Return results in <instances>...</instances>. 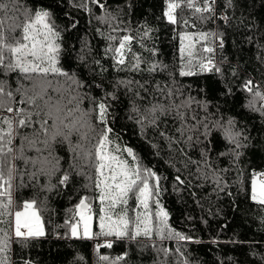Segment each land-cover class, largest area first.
<instances>
[{
  "label": "trees",
  "instance_id": "trees-1",
  "mask_svg": "<svg viewBox=\"0 0 264 264\" xmlns=\"http://www.w3.org/2000/svg\"><path fill=\"white\" fill-rule=\"evenodd\" d=\"M81 2L4 0L8 4L7 13L0 11L5 29L13 19L32 18L34 10L48 11L50 23L60 33L56 41L60 45L57 66L81 84L72 91L67 77L49 74L48 79L54 88H60L59 92L49 89L43 99H37L36 106L16 103L14 107L39 111V118H44L49 104H56L62 109L58 115L64 123L84 124V127L77 124L79 133L74 131L70 137L73 146L79 145L80 159L74 161L72 147L67 142L54 144L61 170L51 176L38 175L34 180L23 173L26 167L28 172L35 169L21 160L12 161L11 157L19 153L20 136L37 139L34 132L39 125L19 129L13 139V152L7 155L5 169L9 162L16 166L12 181L15 206L0 224V228L10 233L11 249L7 255L12 264L25 261L28 264H264V206L250 198L253 173L264 172V113L259 110L264 100L254 96L256 91L264 93V0H216L213 11L202 14L184 6L173 13L176 24L164 15L167 4L173 0H101L106 9L89 3L90 11L79 7ZM196 6L203 7L202 0H197ZM106 12L115 19L108 23L98 19L105 17ZM201 15L207 19L201 20ZM201 31L215 35L196 45V59L209 55L202 51V45L207 43L214 49L213 62L220 72H200L196 68L195 74L181 76L180 36ZM123 35L133 37L131 51L126 49L125 64L117 65L113 53L106 50L110 46L118 47ZM109 36L117 40L111 41ZM134 57L140 58L138 71L130 70ZM186 61L185 54L183 62ZM153 65L167 67L150 73L148 69ZM17 75L0 71V79H7L13 89L18 86ZM248 80L252 81V92L243 87ZM128 81L136 83L126 86ZM23 84L31 87L27 80ZM158 86L165 93L169 87H178L182 95H177V103L188 97L201 102L202 106L193 102L186 110V127L196 125L197 120L210 126L217 120L235 121V130L241 132V147L228 144L214 128L205 135L203 125L181 137L177 131L180 122L172 115L160 116L155 125L142 120L157 102L171 103V98L161 95ZM49 96L52 100L46 104ZM98 103H104L107 108L104 123L99 120ZM253 105L258 110L254 111ZM106 128L111 129L106 146L113 150L112 155L127 161L130 167L155 173V177L149 178L150 188L154 190L149 198V212L154 215L158 203L168 214V226L189 239L179 241L173 236L160 240L153 235L151 239L141 236L130 240L95 235L100 232L99 218L103 214L100 209L107 202L102 205L98 198L95 170L88 167L92 157L87 154L94 150ZM39 139L44 136L41 134ZM24 152L28 157L39 155L26 145ZM74 163L77 168L71 167ZM66 171L71 173V179L67 185H60L59 179ZM77 171L85 175H78ZM88 176L93 177L91 183ZM86 184L89 187H84ZM83 197L91 204L93 236L76 239L70 235V225L78 222L74 210ZM31 199L37 201L41 210L45 235L17 238L13 234L14 211L24 200ZM137 205L132 196L128 205H117L115 211L119 213L125 207L135 209L129 212L134 217L136 212L144 211ZM108 243L112 246L107 247ZM163 249L168 250L167 254ZM101 256L108 259L101 260Z\"/></svg>",
  "mask_w": 264,
  "mask_h": 264
},
{
  "label": "snow or ice",
  "instance_id": "snow-or-ice-1",
  "mask_svg": "<svg viewBox=\"0 0 264 264\" xmlns=\"http://www.w3.org/2000/svg\"><path fill=\"white\" fill-rule=\"evenodd\" d=\"M13 2V0H9ZM216 0H202L203 7H197V0H182V3H177L175 0L167 4V11L164 15L167 17L170 23H178L176 16L173 15L177 8L186 6L187 8L194 9L196 13H204L213 11L212 5ZM89 3L99 5L101 8L106 9V5L101 0H82L79 7L90 11ZM15 6V5H14ZM8 4L4 3V0H0V11L7 13ZM105 23L115 19L111 13H107L105 17H98ZM201 20L207 19L203 15L200 16ZM225 19H227L225 17ZM4 21H0V71L5 75L8 73H17V87L12 88L7 79H0V113L6 112L9 115H0V224L5 222V217L9 216L11 210L15 206V200L13 197V179L14 170L16 166L11 162L8 163L5 169V160L8 153L13 152L11 147L13 139L17 137L18 130L23 128L32 127L35 124L39 125V128L35 130L34 135L37 139H29L27 135L20 136L22 141L21 148L17 155L11 157L12 161L21 160L25 166L31 165L34 171L28 172L27 167L23 174L27 175L29 180H34L38 175H54L61 170L60 157L55 155L54 144H63L67 142L74 153V161L80 159L81 154L78 152L79 145H72L70 137L74 131L79 133V128L84 127L80 121L73 123H64L63 119H60L58 113L62 110L56 104H49L52 97L49 96L46 104H49V111L45 114L44 118H39L41 113L39 111L33 112L30 108L14 107V104L36 106L38 98L43 99L49 89L59 92L60 88H54L53 83L48 79L49 74L65 76L67 82L72 91L76 90V87H80L79 81L75 80L74 76L62 71L58 67L59 49L60 45L56 43L59 40L60 33L55 31V25L50 23V13L46 10H34L32 18H25L23 20L13 19L12 23L7 29L4 28ZM187 24V21H184ZM75 27V24H73ZM115 30V29H114ZM19 31V35L16 32ZM147 31L145 36H147ZM214 33L199 32L196 34L182 33L181 40V57L182 67L180 70L181 76H189L195 74L194 69L198 68L200 72L216 71L220 72V68L216 67L213 62L212 54L214 49L208 46L207 43L202 45L203 53H207V56H201L196 59V45L201 42H207L210 36ZM109 40L116 41L117 37L109 36ZM133 37L123 35L118 40V47L110 46L106 51L113 53L112 58L117 65L125 64V54L127 51H131V41ZM185 41H188L185 44ZM187 55V61H184V56ZM135 62L131 65L132 71L140 70V58L134 57ZM165 65H153L148 71L151 73L161 68H166ZM27 80L31 83V87H25L23 81ZM120 83H125L121 81ZM136 83L135 81H128L127 85ZM75 85V87H72ZM142 88L143 85H140ZM244 89L248 92H252V81L248 80L243 85ZM162 96L171 98L170 104H162L157 102L149 109V116L142 117L141 119H147L150 124L155 125L160 116L172 115L173 118L180 122V127L177 131L183 137L186 131H198V126L203 125L205 129V135H208L212 128L218 130L223 139L230 145L234 144L237 148L241 147L239 137L240 131L235 130V121L229 119L228 121L217 120L211 126L204 121L197 120L196 125L187 126L185 121L187 120V111L190 109V105L195 102L197 106H202L201 102L195 101L194 98L188 97L187 99H181L176 102L177 95H182L178 87H169L165 93L164 89H160ZM254 96L264 100V93L256 91ZM19 97V99H17ZM75 99V97H73ZM96 107L99 110V120L101 123L105 122L107 115V108L104 103H98ZM253 110H258L255 106H252ZM264 113V105L259 109ZM71 113H69L70 115ZM38 118V119H37ZM192 118L196 120L195 114ZM51 120V123H49ZM111 129L106 128L98 138L97 144L92 152L87 155L92 157L88 167L95 170V188L99 190V200L102 205L107 202L106 207H101L100 211L103 213L99 218L100 232L95 235L103 236H115L117 238L127 237L130 240H136L138 237H145L151 239L155 235L160 240L171 239L173 236L179 240L184 241L189 239L185 235L179 232H174L168 226L167 217L168 214L157 203V211L153 214L149 212V198L153 195V188H150L149 178L155 177V173L150 169L140 170L139 167H130L129 163L125 160L119 159L117 156L112 155L113 150L107 148L109 143L108 133ZM44 136V139L40 140V135ZM163 135V133H161ZM83 139V136H81ZM171 140V138H169ZM191 136L188 137L190 142ZM199 142V141H198ZM37 144L42 145L38 147ZM25 145L34 149L39 155L28 157L25 155ZM7 148V152H5ZM115 151H118L115 150ZM131 155V149H127ZM232 154L239 156L238 152L231 150ZM47 155H44V153ZM226 153H221L225 155ZM204 154L202 153V156ZM72 168H77V164L71 165ZM78 175H85L83 171H77ZM259 177V179L257 178ZM89 182H92L93 177H87ZM71 179L70 172H64L59 179L60 185H67ZM179 180V177H177ZM158 180V178H157ZM23 185V182L21 183ZM54 187V186H53ZM84 187H89L86 184ZM155 191L158 192L159 188L156 187ZM134 196L138 202L137 207L142 206L143 212H136L134 217L129 215L130 211L135 212V209H129L127 207L122 208L119 213L115 210L117 205H128L130 197ZM251 200L257 204L264 206V172L253 173L251 182ZM22 209V210H20ZM75 215L79 216L80 220L76 224L70 225L71 235L73 237H79L78 225L83 223V236L85 238H91L93 233L91 231L90 221L92 219L91 204L87 197H83L79 200V203L75 205ZM65 225H68V221H65ZM155 229V231H154ZM14 235L17 238H31L40 237L45 235L44 226L41 219V210L37 207V201L35 199L24 200L22 205L14 211ZM111 247V243L106 245ZM11 249L10 233L0 228V264H12L11 258L7 253ZM167 254V249H163ZM101 260H107V256H101ZM117 259H123V257H117ZM24 264H28L27 261Z\"/></svg>",
  "mask_w": 264,
  "mask_h": 264
},
{
  "label": "rangeland",
  "instance_id": "rangeland-1",
  "mask_svg": "<svg viewBox=\"0 0 264 264\" xmlns=\"http://www.w3.org/2000/svg\"><path fill=\"white\" fill-rule=\"evenodd\" d=\"M258 179H259V177H257ZM80 220V218L78 219V221ZM13 221H14V218H13ZM77 223V222H76ZM75 223V224H76ZM91 223H92V220L90 221V225H91ZM91 228H92V226H91ZM78 232H79V237H74V238H76V239H86L84 236H83V223L81 222V223H79V225H78ZM13 234H14V224H13ZM70 235H71V231H70ZM72 236V235H71ZM73 237V236H72Z\"/></svg>",
  "mask_w": 264,
  "mask_h": 264
}]
</instances>
